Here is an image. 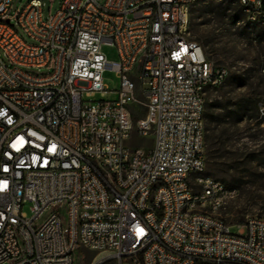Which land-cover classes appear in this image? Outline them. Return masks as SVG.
I'll use <instances>...</instances> for the list:
<instances>
[{"label":"built area","instance_id":"2783aa9c","mask_svg":"<svg viewBox=\"0 0 264 264\" xmlns=\"http://www.w3.org/2000/svg\"><path fill=\"white\" fill-rule=\"evenodd\" d=\"M199 1L63 0L45 17L42 0L14 15L0 0V264L80 249L90 264H264V217L233 234L220 213L237 190L206 173L207 91L229 69L191 37ZM239 4L264 25V0Z\"/></svg>","mask_w":264,"mask_h":264},{"label":"rangeland","instance_id":"374dc122","mask_svg":"<svg viewBox=\"0 0 264 264\" xmlns=\"http://www.w3.org/2000/svg\"><path fill=\"white\" fill-rule=\"evenodd\" d=\"M32 0H14L12 5L13 15L24 10ZM45 4V17L54 15L60 9L63 0H42ZM231 6L230 9L228 7ZM234 8L241 10L239 0H200L190 12V33L194 41L198 42L205 50L209 60L216 66L229 69L226 81L217 88L207 91L206 105L212 107L206 112L212 115V121L205 119L206 137V173L225 183L228 187L237 190L236 198L230 200L221 211L220 216L231 226V232L236 234V224L244 223L250 217H264V116L261 107H264V84L259 88L251 89L238 84L233 76L242 75L250 81L258 82L259 69L264 68V25L251 23L241 11L242 19L234 23ZM104 53L109 60H118L117 50L105 46ZM33 73L42 74L38 70ZM44 72V71H43ZM257 77V78H256ZM105 84L109 90L119 88L120 81L111 72L105 74ZM148 89L147 85L143 86ZM258 93H262L261 95ZM116 98L114 93H109L103 99L111 101ZM253 98L259 102V116L257 119L234 122L238 114L231 113L226 125V132L221 134L217 116L221 113L218 108L227 106L229 111L236 112L237 105L242 99ZM223 103V106L219 104ZM213 106H216L213 107ZM218 106V107H217ZM134 124L146 114V109L141 105L134 106ZM253 113H249L251 116ZM135 145L146 149L153 147L154 138L134 135ZM221 142L225 150L220 151ZM216 156L224 157L209 161V151ZM31 204L24 206V212L29 216ZM102 255L103 264H117L111 258ZM96 254L80 249L75 255V264H90ZM124 264H129L124 262Z\"/></svg>","mask_w":264,"mask_h":264},{"label":"trees","instance_id":"16d2710c","mask_svg":"<svg viewBox=\"0 0 264 264\" xmlns=\"http://www.w3.org/2000/svg\"><path fill=\"white\" fill-rule=\"evenodd\" d=\"M239 7L241 8L240 4ZM231 6L228 7V9H230ZM232 9V8H231ZM235 14H234V23L237 24L240 22V20L242 19V8L241 10L234 8ZM243 12V11H242ZM264 69V68H263ZM263 69H259V73H258V78L260 81L258 82V84H256V82H252L250 81V79H252V77L249 78H244L242 75H236L233 76V78L235 79V81L238 84H241L243 86H247L251 89L254 88H259L262 84H264V75L262 73ZM258 94H262V93H258ZM220 106H223V103L219 104ZM211 105L207 104L206 108H205V119L207 121H212V115L210 114V112H206V109H208V111H210L211 109ZM216 108V106H213ZM218 107V106H217ZM230 108H228L227 106H223L221 108H218L219 111H221L220 114H218L217 119H218V125L219 127H221V134H224L226 132V125H229L230 123L227 122L228 119H231V113L233 114H238V117L235 118L234 122H240L243 120H252V119H257L259 116V111H260V107H259V102L255 101L253 98H249V99H242L240 100L239 104L237 105V111L236 112H231L229 111ZM249 113H253L251 116H249ZM207 132H209V129H206ZM208 140H211L212 137L210 135H208L206 137ZM225 144L223 142H221V147L219 148L220 151L225 150ZM218 157L222 158L224 157L223 155L221 156H216L215 152H213L212 150L209 151V161H214L216 159H218ZM209 176H212L210 174H208Z\"/></svg>","mask_w":264,"mask_h":264}]
</instances>
